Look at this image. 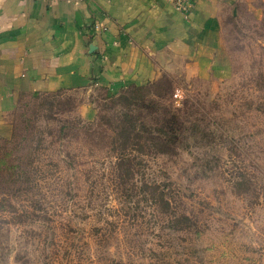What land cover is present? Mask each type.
<instances>
[{"label":"rangeland","instance_id":"rangeland-1","mask_svg":"<svg viewBox=\"0 0 264 264\" xmlns=\"http://www.w3.org/2000/svg\"><path fill=\"white\" fill-rule=\"evenodd\" d=\"M225 5L206 75L21 96L0 264H264V0Z\"/></svg>","mask_w":264,"mask_h":264},{"label":"crops","instance_id":"crops-1","mask_svg":"<svg viewBox=\"0 0 264 264\" xmlns=\"http://www.w3.org/2000/svg\"><path fill=\"white\" fill-rule=\"evenodd\" d=\"M226 1L182 13L164 0H0V137L22 95H112L174 69L210 73Z\"/></svg>","mask_w":264,"mask_h":264},{"label":"built area","instance_id":"built-area-1","mask_svg":"<svg viewBox=\"0 0 264 264\" xmlns=\"http://www.w3.org/2000/svg\"><path fill=\"white\" fill-rule=\"evenodd\" d=\"M169 3L179 12L188 13L191 11L199 0H164ZM96 30L101 28L99 25H95Z\"/></svg>","mask_w":264,"mask_h":264}]
</instances>
